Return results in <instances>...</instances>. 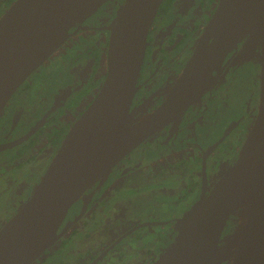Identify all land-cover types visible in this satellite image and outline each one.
<instances>
[{"label":"flooded vegetation","instance_id":"obj_1","mask_svg":"<svg viewBox=\"0 0 264 264\" xmlns=\"http://www.w3.org/2000/svg\"><path fill=\"white\" fill-rule=\"evenodd\" d=\"M14 1L0 0V16ZM124 2L108 0L82 24L78 22L83 28L30 75L1 112L0 120L13 105L18 119L27 113L23 103H14L33 90L40 80L35 76L44 66L49 65L51 74L64 68L72 71L74 79L59 84L49 100L39 94L42 105L23 125L0 132V144L22 139L0 150V229L32 195L65 136L101 89L108 71L110 36ZM218 2H162L148 33L132 102V108H140L137 122L146 120L168 97ZM245 68L250 76L238 86ZM215 93L217 100L212 103L209 97ZM259 99L260 44L255 24L242 35L233 59L202 97L92 184L58 222L64 232L30 264H152L180 235L184 218L190 221L196 215L203 193L208 195L237 160L256 119ZM27 174H31L28 192L11 191L9 178L22 182ZM147 196L158 199L145 204L141 200ZM160 196L173 197L175 205L166 213L162 205L167 202ZM140 207L149 211L140 215ZM224 236L225 232L221 249L231 254L238 233L228 243Z\"/></svg>","mask_w":264,"mask_h":264},{"label":"water","instance_id":"obj_2","mask_svg":"<svg viewBox=\"0 0 264 264\" xmlns=\"http://www.w3.org/2000/svg\"><path fill=\"white\" fill-rule=\"evenodd\" d=\"M106 1L15 0L10 5L0 16V114L30 75ZM163 1L125 0L110 36L105 81L32 195L1 227L0 264H30L50 247L66 229L58 222L71 205L126 154L196 103L255 24L260 44L256 119L235 163L208 195L203 193L196 215L184 218L180 235L152 264H264V0H219L168 97L139 123L140 108H132V102L148 33ZM21 141L0 144V150ZM237 211L245 221H238L233 252L225 253L222 237Z\"/></svg>","mask_w":264,"mask_h":264},{"label":"rangeland","instance_id":"obj_3","mask_svg":"<svg viewBox=\"0 0 264 264\" xmlns=\"http://www.w3.org/2000/svg\"><path fill=\"white\" fill-rule=\"evenodd\" d=\"M48 69H49V65H46V66L43 67L42 70L37 72V74H36L37 76H35V77H39L40 76V80H38L36 82L35 87L33 88V90L29 91L28 93H25L26 95H24V99L23 100L19 99V100L15 101V103H14L16 106L19 103H23L25 105V109H26L27 113L23 114L21 119H18L15 116V111H14L15 107L13 105L11 110H9L7 113H5L4 117L0 120V126H1L0 132L1 133L2 132L5 133L7 130H13L14 128L20 127V125H23V123H25V121L28 119L29 116H32L31 115L32 114V110H36L42 105V102L38 99L39 94L43 93L44 96L47 98V100H49L51 98L52 94L54 93L55 89H57V87L59 86V84L65 83L66 80H68V79H70V80L74 79L72 71L69 72L65 68L63 70H61V72H59L57 74L47 73ZM241 72H242V74H241V76L239 78V82L237 83L238 86H239L240 83L241 84L247 83L246 80L250 76L249 75V71L247 70V68L243 69ZM23 94L24 93L22 92L20 94V96H23ZM216 100H217L216 93L213 95V97L212 96L209 97V101L212 102V103H215ZM199 135H202V133L200 132ZM30 170H29V173H32L33 171H30ZM30 178H31V174H27L26 175V179H24L22 182H19L14 177H10L9 178V184L12 187L10 190L11 191L15 190L16 192H20L21 194L27 193L29 188H30V185H31L30 184ZM160 198H162L164 200V202H167V203H164L162 205V207H165L164 213L167 212L169 207L171 208V207H173L175 205L172 202L173 201V197L160 196ZM154 199H158V198L157 197L154 198V196H147L146 197V201H145V199H142L141 201L145 202V204L147 202H152L153 203ZM141 201H139V202H141ZM6 209H7V207H5L2 210V212H5ZM148 211H149V207H140L138 209V214L144 216V213H146ZM134 215H135V213H134Z\"/></svg>","mask_w":264,"mask_h":264},{"label":"trees","instance_id":"obj_4","mask_svg":"<svg viewBox=\"0 0 264 264\" xmlns=\"http://www.w3.org/2000/svg\"><path fill=\"white\" fill-rule=\"evenodd\" d=\"M240 216H242V211H237L231 216L225 231V236H224L225 243H228L238 233L240 229L238 222Z\"/></svg>","mask_w":264,"mask_h":264},{"label":"built area","instance_id":"obj_5","mask_svg":"<svg viewBox=\"0 0 264 264\" xmlns=\"http://www.w3.org/2000/svg\"><path fill=\"white\" fill-rule=\"evenodd\" d=\"M239 220H240V224H242L245 221V217L242 216V217H240Z\"/></svg>","mask_w":264,"mask_h":264}]
</instances>
